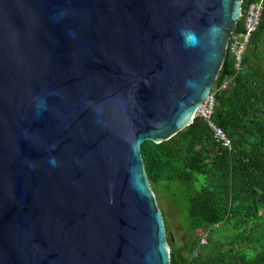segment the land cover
I'll list each match as a JSON object with an SVG mask.
<instances>
[{"label": "water", "instance_id": "obj_1", "mask_svg": "<svg viewBox=\"0 0 264 264\" xmlns=\"http://www.w3.org/2000/svg\"><path fill=\"white\" fill-rule=\"evenodd\" d=\"M242 0H0V264H170L141 146L211 94Z\"/></svg>", "mask_w": 264, "mask_h": 264}, {"label": "trees", "instance_id": "obj_2", "mask_svg": "<svg viewBox=\"0 0 264 264\" xmlns=\"http://www.w3.org/2000/svg\"><path fill=\"white\" fill-rule=\"evenodd\" d=\"M260 0H242L241 8ZM239 68L227 51L212 92L217 141L200 117L170 139L144 142L141 156L154 194L185 211L186 241L166 230L170 264H264V0ZM242 30L238 21L234 31ZM229 80L226 88L221 86ZM163 221L164 215L161 212ZM205 232V244L193 232Z\"/></svg>", "mask_w": 264, "mask_h": 264}, {"label": "built area", "instance_id": "obj_3", "mask_svg": "<svg viewBox=\"0 0 264 264\" xmlns=\"http://www.w3.org/2000/svg\"><path fill=\"white\" fill-rule=\"evenodd\" d=\"M262 10L263 5L260 0L249 4L248 7L239 14V19L241 18L242 20V30L234 31L233 28L226 46V51H228L234 59V68H239L242 56L250 45L251 34L259 25ZM213 105L214 98L213 94H211L200 106H198L195 111V116L206 120L212 131L213 137L217 141H221L227 145L229 140L226 138L224 132L211 120Z\"/></svg>", "mask_w": 264, "mask_h": 264}, {"label": "rangeland", "instance_id": "obj_4", "mask_svg": "<svg viewBox=\"0 0 264 264\" xmlns=\"http://www.w3.org/2000/svg\"><path fill=\"white\" fill-rule=\"evenodd\" d=\"M154 195L158 208L164 215V223H166V230H168L169 235L176 244L186 241L187 237L182 231L186 216L184 209L179 204L168 202L161 191H159L158 196L156 194ZM204 234L205 232L196 230L194 235L201 237Z\"/></svg>", "mask_w": 264, "mask_h": 264}, {"label": "clouds", "instance_id": "obj_5", "mask_svg": "<svg viewBox=\"0 0 264 264\" xmlns=\"http://www.w3.org/2000/svg\"><path fill=\"white\" fill-rule=\"evenodd\" d=\"M241 4H242V3H241ZM250 4H251V3H250ZM247 7H248V6H247ZM247 7H246V8H247ZM246 8H245V9H246ZM245 9L240 8V13H241V11H243V10H245ZM238 21H241V22H242L241 18H240V19L238 18L237 22H238ZM237 22H236V24H237ZM236 24H235V25H236ZM234 28H235V26H234ZM226 52H227V51H226ZM225 84H226V82H224L223 85L221 86L222 89L226 88V87H225ZM213 93H214V92H212V90H211V93H210V94H213ZM206 99H207V98H206ZM206 99H205V100H206ZM205 100H204V101H205ZM204 101H203V102H204ZM195 117H197V116H195V113H194V118H195ZM194 232H195V231H194ZM193 235H194V234H193ZM194 236H196V235H194ZM200 244H201V245L205 244V234H204V235H201V237H200Z\"/></svg>", "mask_w": 264, "mask_h": 264}, {"label": "crops", "instance_id": "obj_6", "mask_svg": "<svg viewBox=\"0 0 264 264\" xmlns=\"http://www.w3.org/2000/svg\"><path fill=\"white\" fill-rule=\"evenodd\" d=\"M229 84V80L228 81H226V84H225V87H227V85Z\"/></svg>", "mask_w": 264, "mask_h": 264}, {"label": "flooded vegetation", "instance_id": "obj_7", "mask_svg": "<svg viewBox=\"0 0 264 264\" xmlns=\"http://www.w3.org/2000/svg\"><path fill=\"white\" fill-rule=\"evenodd\" d=\"M193 234H195V232H193Z\"/></svg>", "mask_w": 264, "mask_h": 264}]
</instances>
